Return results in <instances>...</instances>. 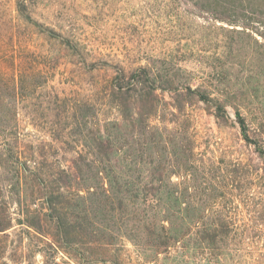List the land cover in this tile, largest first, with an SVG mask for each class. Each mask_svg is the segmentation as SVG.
Masks as SVG:
<instances>
[{
	"label": "trees",
	"instance_id": "trees-1",
	"mask_svg": "<svg viewBox=\"0 0 264 264\" xmlns=\"http://www.w3.org/2000/svg\"><path fill=\"white\" fill-rule=\"evenodd\" d=\"M191 1L212 12L236 2ZM243 1L263 9V30L236 21L218 28L230 34L227 52L234 49L238 58L246 53L248 62H257L248 81L241 82L237 72L232 83L215 71L217 76L194 86L172 74L169 58L129 74L119 67L102 86L98 104L90 97L56 99L65 103L62 134L70 138L73 159L45 149L31 166L22 151L0 150V166L15 171L19 195L30 190L31 199L19 200V224L49 235L54 252L70 254L76 264L102 262L105 258L97 253H120L125 240L138 253H150V261L152 253H165L167 259L180 253L186 264L188 253H257L264 239V126L253 125L255 115L244 114L237 96L241 92L264 103V0ZM193 103L214 107L219 127L237 125L247 153L202 138L189 127L187 109ZM108 106L116 116L101 117ZM9 133L19 136L17 130ZM7 205L6 200L0 203L3 234L14 226ZM216 262L222 264L220 258Z\"/></svg>",
	"mask_w": 264,
	"mask_h": 264
},
{
	"label": "rangeland",
	"instance_id": "rangeland-1",
	"mask_svg": "<svg viewBox=\"0 0 264 264\" xmlns=\"http://www.w3.org/2000/svg\"><path fill=\"white\" fill-rule=\"evenodd\" d=\"M262 10L243 0H236L233 6L219 5L213 12L191 0H0V150L22 151V158L29 159L31 166L45 149H56L61 159H73L70 138L66 140L62 134L65 103L55 101L90 97L98 104L102 86L119 67L129 74L169 58L172 74L180 80L190 79L194 86L215 76V71L233 79L232 83L237 72L241 82L248 81L258 69L257 62H248L246 53L240 59L234 49L227 52L224 45L230 34L218 27H230L228 23L236 21L263 30ZM26 14L34 20H28ZM45 28L63 38L51 36ZM165 95L170 100L169 94ZM237 97L245 105L244 114L249 118L255 115L253 125L264 126V103L252 102L241 92ZM108 108L101 117L116 116V111ZM228 111L235 118L232 106L228 105ZM187 113V124L202 138L247 153L238 126L219 127L214 107L193 103ZM56 126H60L58 130ZM13 130L19 132L18 137L10 135ZM4 167L0 166V203H8L14 226L7 234L0 233V264H54L53 259L76 264L70 254L54 252L49 235L19 224V200L31 199L30 190L27 196L19 195L15 171ZM124 245L120 253H97L105 260L94 264H186L180 253H171L169 259L165 253H152L150 261L146 259L150 253H138L128 240ZM188 255L189 264H221L217 258L222 264H264V239H260L257 253Z\"/></svg>",
	"mask_w": 264,
	"mask_h": 264
}]
</instances>
